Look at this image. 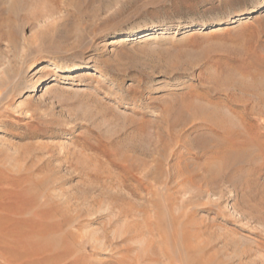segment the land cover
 I'll list each match as a JSON object with an SVG mask.
<instances>
[{
    "label": "rangeland",
    "instance_id": "1",
    "mask_svg": "<svg viewBox=\"0 0 264 264\" xmlns=\"http://www.w3.org/2000/svg\"><path fill=\"white\" fill-rule=\"evenodd\" d=\"M0 264H264V0H0Z\"/></svg>",
    "mask_w": 264,
    "mask_h": 264
},
{
    "label": "bare ground",
    "instance_id": "2",
    "mask_svg": "<svg viewBox=\"0 0 264 264\" xmlns=\"http://www.w3.org/2000/svg\"><path fill=\"white\" fill-rule=\"evenodd\" d=\"M60 68H63V71L62 72H68V70H77V69H79V68H82V70H87V69H89L90 68V66L89 65H86V66H84V67H81V66H78V65H76V64H69V63H65V64H63ZM159 90V87L157 86V85H155V86H153V87H151L150 89H149V93L150 94H152V93H154V92H157ZM238 152V151H237ZM240 153V152H239ZM221 156V155H220ZM219 157V156H218ZM220 159V158H219ZM240 159V158H239ZM238 159V160H239ZM233 160V159H232ZM232 160H230V161H228L227 160V162H225V161H222V167H220V168H218V170H217V173H216V175L218 174L219 176L220 175H222L223 174V172L222 171H224V173H225V170H222L224 167H225V169H226V167L227 168H230V167H232V168H234L235 166H236V164L237 163H235V160L234 161H232ZM225 175V174H224ZM221 177V176H220Z\"/></svg>",
    "mask_w": 264,
    "mask_h": 264
}]
</instances>
